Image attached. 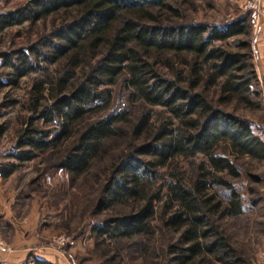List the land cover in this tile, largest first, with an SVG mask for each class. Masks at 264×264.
<instances>
[{
    "label": "trees",
    "instance_id": "16d2710c",
    "mask_svg": "<svg viewBox=\"0 0 264 264\" xmlns=\"http://www.w3.org/2000/svg\"><path fill=\"white\" fill-rule=\"evenodd\" d=\"M183 1L30 0L0 14V33L13 24L62 16L41 45L30 46L27 53L0 55L9 69L5 80L0 78V89L15 87L19 78L39 70V57L57 66L55 75L33 83L26 105L29 116L12 156L19 164L54 153L53 166L77 179L102 155L107 142L127 143L97 202V208L113 204L123 208L93 228L96 236L123 240L151 231L153 202L159 196L149 194L146 185L154 170L176 158L200 154L204 162L196 165L189 182L171 173L166 195L176 208L158 217L165 235L175 234L168 239L166 253L175 264L204 257L213 264H238L237 253L217 224L224 215L242 213L239 196L225 177L238 176L230 156L264 160V142L247 120L220 105L234 101L258 107L252 98L257 94L256 71L247 42L236 43L238 50L214 44L246 33L245 20L237 18L221 26L185 21L180 11ZM164 55L183 63L187 72L182 75L176 69L173 78H162L153 60ZM76 68L83 70L81 76H75ZM118 80L130 89V101L148 107L145 112L132 115L121 102L113 104L112 90L101 86ZM209 87L217 91L216 106L207 95ZM153 106L165 108L174 121L152 124L149 108ZM14 167L0 169V177ZM214 186L228 189L225 200L213 192ZM34 264L46 263L35 260Z\"/></svg>",
    "mask_w": 264,
    "mask_h": 264
},
{
    "label": "rangeland",
    "instance_id": "374dc122",
    "mask_svg": "<svg viewBox=\"0 0 264 264\" xmlns=\"http://www.w3.org/2000/svg\"><path fill=\"white\" fill-rule=\"evenodd\" d=\"M29 1L0 0V14L15 11ZM180 11L183 20L208 25L221 26L237 18L245 20L246 33L214 44L228 50H238L236 43H248L247 49L257 76L253 83V90L257 94L252 98L258 107L249 108L233 101L220 105V108L247 120L252 131L264 142V78L259 58V54L263 58L261 51L264 52V0H185L180 3ZM61 20L60 14H54L34 23L24 21L9 26L0 33V55L17 50L27 53L30 46L36 43L41 45L42 39ZM38 61L39 70L19 78L15 87L0 89V169L15 165L4 179L11 180L7 186L13 193L11 196L4 194L0 203L5 213L0 215V238L7 247L4 252L16 251L19 242L17 237H20L24 241L32 240L25 249L26 261H31L32 264L36 260L33 253L47 248L54 251L56 264H175L166 253L168 239L171 240L175 234L165 235L158 225V217L161 213L169 214L176 208L174 205L170 206L166 195L167 186L172 179L171 173H179L183 180L189 182L196 165L204 162V158L200 154L190 159L176 158L168 166H160L154 170L146 186L148 193L157 192L159 199L153 202L155 215L150 223L151 231L147 235L123 240L108 234L96 236L93 228L98 227L104 219L114 218L123 208L117 204L107 209L97 208V202L111 166L117 163L116 159L126 150L127 143L121 139L107 142L102 155L91 163L86 174L77 179H70L63 170L53 166L56 163L54 153L38 154L33 159L18 164L12 156L16 152L13 147L29 116L26 105L30 89L35 81L57 72L55 64L46 62L41 57ZM153 62V68L162 78H173L176 69L181 70L182 75L187 72L186 66L176 63L170 55H164ZM170 62L174 63L173 67L169 66ZM74 70L75 76L83 73L79 68ZM8 72V67L3 65V58L0 57V78L3 81ZM101 88L111 89L115 96L113 104L121 102L130 109L132 115L148 109L138 101L129 100L130 89L121 80L113 85H102ZM207 92L215 105L217 91L214 87H209ZM149 112L150 122L154 125L161 121H174L163 107L153 106L149 108ZM230 159L238 176H227L225 179L237 192L242 213L236 217L224 215L217 219L218 230L237 253L238 264H264V160L257 161L247 157L235 159L233 156ZM212 190L218 198L226 199L228 189L225 187L214 186ZM2 256L4 257L3 253H0V264H8ZM187 264H213V261L204 257Z\"/></svg>",
    "mask_w": 264,
    "mask_h": 264
},
{
    "label": "crops",
    "instance_id": "0c3cea01",
    "mask_svg": "<svg viewBox=\"0 0 264 264\" xmlns=\"http://www.w3.org/2000/svg\"><path fill=\"white\" fill-rule=\"evenodd\" d=\"M261 51V50H260ZM261 55H263V58H260V69L264 78V52L261 51ZM7 177V176H6ZM6 177H0V203L2 202V197L4 194H7L9 196L12 195L13 191L8 188V184L11 180H4ZM3 206H0V215H5L3 212ZM18 238V244H17V250L13 251H8V252H0L3 253L4 257L3 259L8 263V264H32L31 261L28 263L26 261L27 255H26V248L28 245L32 242V240L24 241L23 238L17 237ZM22 239V240H21ZM21 241V242H20ZM23 243V244H22ZM25 243V245H24ZM27 244V245H26ZM26 252V253H25ZM5 253V254H4ZM32 255L37 261L44 262L46 264H56V256L54 251H52L51 248H47L43 250L42 252H36L33 253ZM24 259V260H23Z\"/></svg>",
    "mask_w": 264,
    "mask_h": 264
},
{
    "label": "built area",
    "instance_id": "2783aa9c",
    "mask_svg": "<svg viewBox=\"0 0 264 264\" xmlns=\"http://www.w3.org/2000/svg\"><path fill=\"white\" fill-rule=\"evenodd\" d=\"M7 250L6 244L0 238V252H4Z\"/></svg>",
    "mask_w": 264,
    "mask_h": 264
}]
</instances>
